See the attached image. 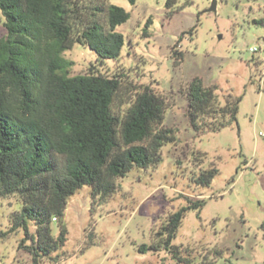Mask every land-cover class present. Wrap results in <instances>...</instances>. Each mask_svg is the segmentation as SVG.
Returning <instances> with one entry per match:
<instances>
[{
	"label": "rangeland",
	"instance_id": "1",
	"mask_svg": "<svg viewBox=\"0 0 264 264\" xmlns=\"http://www.w3.org/2000/svg\"><path fill=\"white\" fill-rule=\"evenodd\" d=\"M107 1L129 13L116 28L125 38L121 58L101 63L95 52L75 45L64 54L73 63L70 76L92 65L119 75L116 111L136 91L151 89L168 103L164 126L174 129L176 143L162 147L155 169L119 179L109 199H93L87 187L69 199L57 264H264V0H178L169 19L166 0ZM213 3L215 12L209 11ZM190 30L178 43L184 57L176 64L174 46ZM5 33L0 14V37ZM195 77L217 87L220 105L227 95L240 99L237 126L200 134L191 128L182 90ZM196 153L203 155L201 165L193 162ZM208 167L218 172L211 184L195 186L191 173ZM186 198L204 205L186 212L172 240L177 256L164 248L139 252L156 243V233ZM17 205L15 196L0 200V264H33L19 247L21 230L4 236ZM52 233L58 234L55 222Z\"/></svg>",
	"mask_w": 264,
	"mask_h": 264
},
{
	"label": "trees",
	"instance_id": "2",
	"mask_svg": "<svg viewBox=\"0 0 264 264\" xmlns=\"http://www.w3.org/2000/svg\"><path fill=\"white\" fill-rule=\"evenodd\" d=\"M177 4L165 1V18L179 10ZM0 14L6 31L0 37V200L15 196L18 202L4 236L21 230L19 247L33 264H57L55 253L66 242L69 199L87 187L93 199L105 201L131 171L155 169L162 147L176 143L174 129L164 126L168 103L151 89L136 91L116 111L119 75L92 65L88 73L70 76L73 63L64 54L75 45L95 52L101 63L120 60L125 38L116 28L129 19L125 9L107 0H0ZM186 34L192 30L174 46L176 64L184 57L177 46ZM216 92L198 77L182 90L188 122L198 134L237 126L240 99L227 95L220 105ZM193 162L201 165L203 155L194 154ZM217 173L200 168L191 181L208 187ZM203 205L186 198V206L156 233V243L139 252L164 248L177 256L172 240L186 212Z\"/></svg>",
	"mask_w": 264,
	"mask_h": 264
},
{
	"label": "water",
	"instance_id": "3",
	"mask_svg": "<svg viewBox=\"0 0 264 264\" xmlns=\"http://www.w3.org/2000/svg\"><path fill=\"white\" fill-rule=\"evenodd\" d=\"M209 11L215 12V3L212 4V6L210 7Z\"/></svg>",
	"mask_w": 264,
	"mask_h": 264
},
{
	"label": "built area",
	"instance_id": "4",
	"mask_svg": "<svg viewBox=\"0 0 264 264\" xmlns=\"http://www.w3.org/2000/svg\"><path fill=\"white\" fill-rule=\"evenodd\" d=\"M249 52H251V53H255V52H257V49H256V48H250V49H249Z\"/></svg>",
	"mask_w": 264,
	"mask_h": 264
}]
</instances>
